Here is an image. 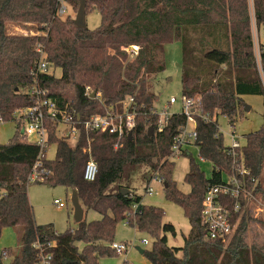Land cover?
Here are the masks:
<instances>
[{
  "label": "trees",
  "instance_id": "trees-1",
  "mask_svg": "<svg viewBox=\"0 0 264 264\" xmlns=\"http://www.w3.org/2000/svg\"><path fill=\"white\" fill-rule=\"evenodd\" d=\"M86 3L87 14H100L101 23L95 29L78 28L71 14L59 16L62 4L77 10L80 0H0V115L9 122L16 110L32 105L28 92L38 82L59 108L86 117L107 114L109 108L134 97L136 126L118 148L114 135L84 131L71 146L58 136L57 125L49 122L50 142L57 146L54 160L41 156L38 146L19 135L7 144L0 143V239L5 228L21 229L18 264L41 261L37 242L44 245V255H51V264H99L101 257L117 255L111 244L119 223L127 222L138 232L155 237L153 248L143 250L151 264H264V249L249 247L245 240L253 218L243 216L227 243L210 239L201 223L207 186L219 183L232 164L216 117L222 115L232 123L244 113L243 96L264 97V45L259 44L258 64L249 0ZM252 3L259 30L264 28V0ZM12 26L33 33H13ZM174 41L182 44V96L195 103L192 118L198 139L194 145L213 164L212 178L207 179L191 159L185 177L189 193L179 190L173 179L177 156L173 147L187 117L173 114L159 132L158 95L150 86L166 69L164 46ZM132 46L140 50L130 60L125 49ZM42 59L48 64L47 72L38 70ZM55 69L61 70L60 77L54 75ZM94 91L96 98L91 96ZM150 127L153 136L148 134ZM183 155L184 149L179 156ZM91 157L98 165L92 182L84 179ZM243 158L259 179L258 193L264 200V125L246 137ZM38 160L41 165L35 171L45 177L44 182L31 180ZM141 166L151 168V179L161 180L166 199L183 208L191 226L184 246L168 245L167 234L175 235L176 229L164 222L161 208L144 206L134 212L133 206L142 198L119 185L129 168ZM32 183L76 191L85 213L95 211L100 219H84L77 229L64 233L56 232L52 224H38L28 193ZM49 242L55 243L52 249L46 248ZM10 255V250L0 252V264Z\"/></svg>",
  "mask_w": 264,
  "mask_h": 264
},
{
  "label": "rangeland",
  "instance_id": "rangeland-1",
  "mask_svg": "<svg viewBox=\"0 0 264 264\" xmlns=\"http://www.w3.org/2000/svg\"><path fill=\"white\" fill-rule=\"evenodd\" d=\"M252 13V35L254 39L255 52L259 64V44L264 45V28L258 30L256 22L253 18L252 0H249ZM68 9V14L75 18L77 10L65 4ZM87 25L90 29L99 27L101 23L100 14L97 11H92L87 14ZM12 32L17 34H31L33 31L23 27L12 26ZM182 44L179 41H174L164 46V58L166 61V69L164 72L157 74L151 81V91L158 95V101L155 105L158 113H162L165 107H168L169 114H180L184 112V98L182 96ZM131 60V57L129 58ZM52 71V70H51ZM56 77L61 76V70L53 71ZM175 98L176 103L169 105L170 98ZM245 108L244 113L238 116L234 122L219 115L216 117L220 132L223 135V143L226 146L232 144V133L235 131L240 137V144L243 146L246 142V137L250 134L260 131L264 125V97L257 95H248L242 97ZM247 108H250L249 110ZM67 127L61 125L59 130L66 131ZM194 130L193 123L188 125V131ZM18 133V126L15 122L9 121L0 124V143L7 144L15 139ZM32 142L31 139H29ZM76 140L70 139L69 144L74 146ZM186 155L173 158L175 168L173 179L179 190L184 193L190 192V186L185 182V177L190 171L191 159L201 168L207 179L212 178L213 164L209 160L202 158L199 155L197 147L192 143L184 145ZM57 146L52 145L46 156L49 160H54L56 157ZM153 171L149 167L129 168L123 176L119 185L129 187L130 191L142 198L141 203L137 207H158L164 211L165 223H171L175 226L176 234H167L168 245L173 247L184 246V238L190 233V223L185 216V212L181 206L165 197V186L159 180H153ZM261 179L264 187V167L261 173ZM118 185H116L117 187ZM151 187L154 190L152 195L147 194L146 189ZM117 189V188H116ZM128 190V189H127ZM29 198L33 206L36 222L40 225L52 224L58 233H64L67 230H75L79 223L75 220V210L72 204L71 189L65 187H49L46 184L32 183L29 186ZM55 200H60L66 204V207L60 208L55 204ZM86 222H91L100 219V215L95 211L85 213ZM20 228H5L0 239V252L10 250L13 255L7 256L4 259V264H18L17 253L20 240ZM147 239L148 244L143 245L142 240ZM249 247L256 246L264 249V216L258 219L253 218L248 222V228L245 238ZM115 242L128 243L130 247L126 253L101 257L99 264H151L149 259L139 252L141 250H151L153 248L155 237L149 234L141 233L136 228L128 226L125 222L119 223L115 235Z\"/></svg>",
  "mask_w": 264,
  "mask_h": 264
},
{
  "label": "built area",
  "instance_id": "built-area-1",
  "mask_svg": "<svg viewBox=\"0 0 264 264\" xmlns=\"http://www.w3.org/2000/svg\"><path fill=\"white\" fill-rule=\"evenodd\" d=\"M59 16L68 14L65 4H62L58 11ZM139 46H132L125 49L131 58L138 55ZM40 72L48 71V64L43 59L39 63ZM90 94V89H86ZM33 104L18 109L14 113L13 122L18 126L20 136L32 140L40 148L41 156H45L53 145L50 142L48 123L52 122L57 125V134L59 137L78 141L81 132L109 133L117 139L115 148H118L123 139L130 136L136 126V111L134 110V97H129L119 102L115 107L109 108L107 114H94L91 116H82L77 112L69 111L68 108H59L56 102L48 96L46 89L35 83L28 92ZM176 103L175 98H170L168 104ZM184 114L187 117V124L182 132L175 139L173 147L174 154L179 155L184 149V145L195 144L198 139L195 122L192 113L195 111V103L192 100L184 99ZM158 131L161 132L169 122L171 116L168 107H165L162 113H159ZM5 119L0 115V124L5 123ZM193 123L194 130L188 131V125ZM65 125L66 131L61 132L59 127ZM240 137L233 131L232 144L227 147L232 158L231 168L224 172L219 183H210L205 191L203 207L201 212V223L206 231L207 236L212 240H218L227 243L235 234L241 218H261L264 216V200L258 193L259 179L254 177L252 172L246 167L243 158V146L240 144ZM41 165L38 160L33 174L32 181L44 182L45 177L36 173V168ZM98 174V165L91 157L85 165L84 179L94 181ZM159 180L160 179H154ZM147 194L152 195L154 190L151 187L146 189ZM55 204L60 208L66 207V204L60 200H55ZM133 210L138 211L137 205ZM128 225L127 222H125ZM143 245L148 244V240H142ZM54 242L46 245L47 249H52ZM130 245L124 242H113L111 248L117 254L126 253ZM35 248L41 254V261L37 264H51V255H44L45 247L42 243L37 242Z\"/></svg>",
  "mask_w": 264,
  "mask_h": 264
},
{
  "label": "water",
  "instance_id": "water-1",
  "mask_svg": "<svg viewBox=\"0 0 264 264\" xmlns=\"http://www.w3.org/2000/svg\"><path fill=\"white\" fill-rule=\"evenodd\" d=\"M86 5H87L86 0H80V5L78 8L77 14L73 20V23L75 24V26H77L80 29H87L88 28L87 19H86L87 18ZM91 96H92V98H96L97 92L94 91ZM247 109L249 110L250 108H247ZM148 134H149V136L154 135V128L153 127H150L148 129ZM130 136H131V134H130ZM128 192H129V190H123L122 191L123 194H126ZM72 204H73V207L75 210V220L77 223H80L85 219L86 214H85L84 208L82 207V205L79 202V198H78L76 191H73V194H72ZM137 249L139 250V252L141 254L144 253L143 250H141L140 248H137Z\"/></svg>",
  "mask_w": 264,
  "mask_h": 264
},
{
  "label": "crops",
  "instance_id": "crops-1",
  "mask_svg": "<svg viewBox=\"0 0 264 264\" xmlns=\"http://www.w3.org/2000/svg\"><path fill=\"white\" fill-rule=\"evenodd\" d=\"M129 226V225H128ZM137 230V229H136ZM19 248V247H18Z\"/></svg>",
  "mask_w": 264,
  "mask_h": 264
}]
</instances>
